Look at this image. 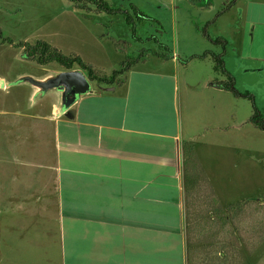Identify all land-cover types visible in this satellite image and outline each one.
I'll return each mask as SVG.
<instances>
[{"label":"crops","instance_id":"crops-1","mask_svg":"<svg viewBox=\"0 0 264 264\" xmlns=\"http://www.w3.org/2000/svg\"><path fill=\"white\" fill-rule=\"evenodd\" d=\"M116 1L123 8L135 5L159 22L157 28L166 31L171 26L173 37L164 44L170 51L157 45L140 51L123 82L98 84L59 117L14 114L21 129H12V120L8 123L13 139L23 132L29 137L22 139L24 152H19L21 143L10 147V173L17 183L1 179L0 197L10 200L15 215L36 218L32 224L42 216L50 224L56 222L46 229V243L51 247L57 242L58 264H226L227 217L222 224L221 205L209 203L198 177H188L186 153L208 148L210 159L205 161L217 164L226 158L223 111L238 98L223 87L227 77L213 75L217 70L210 58L223 54L228 68L234 53L241 56L246 33L252 41L256 35L264 38V0ZM97 17L87 27L94 51L76 46L77 55L110 69L116 54L105 41L118 38L117 17ZM219 38L227 42L224 53L214 42ZM193 57L209 59L213 67L205 66L204 79L186 77L189 92L183 98L180 65L190 66ZM227 71L236 79L233 69ZM208 111L221 126L215 127L214 138L207 135L214 121L201 128ZM22 120L29 124L22 125ZM46 127L53 128V151ZM7 168H1L0 178ZM26 180L36 193L13 191L7 196L8 184L12 192L20 181L29 185ZM19 220L7 223L8 230L22 231L24 220Z\"/></svg>","mask_w":264,"mask_h":264},{"label":"rangeland","instance_id":"rangeland-1","mask_svg":"<svg viewBox=\"0 0 264 264\" xmlns=\"http://www.w3.org/2000/svg\"><path fill=\"white\" fill-rule=\"evenodd\" d=\"M118 3L116 0H110L113 7H119ZM125 7V9H129L130 5L126 4ZM97 16L100 15L89 14L75 8L67 0H0V40L10 39L13 42V44L0 43V82L9 85V88L5 91L0 88V170L8 167L4 169L3 178H0L3 183L7 180L11 185L15 181L17 183V180H13V175L10 173L12 167L10 147L12 144L19 145L21 143L23 146H19L23 148H20L19 152H24L27 146L26 143L22 142V139L29 137L27 132H23L20 134V138L13 139L12 129H21L13 121L15 119L14 114L20 116L31 113H34V115H49L53 113L52 105L56 96L52 92L45 93L43 96L35 95L34 89L27 84L18 83L17 77L29 75L40 78L47 74L66 71L64 67L57 64L39 66L36 61L27 58L21 44L33 46L38 41H44L66 56H79L77 55L76 46L82 45L88 53L89 51L92 52V50L94 51V42L87 33V27L93 25V20L98 19ZM103 16L106 19L111 17L107 14H103ZM112 17H117L114 31L117 35L115 36L118 38H112L110 44L105 41V45L111 47L112 51L115 50L116 56H113L115 63L112 67H109L110 69L104 68L103 65L98 67L103 76H112L114 71L121 69L122 64H119L120 61H124V65L128 62L137 61L140 51L149 52V49H154L156 45L160 47L150 37L158 36L161 44L170 43L173 37L171 26H167L168 30L165 31L163 28H157L156 24L150 21L137 23L134 28L136 37H134L133 27L126 23L123 16ZM83 22L84 25L81 24ZM193 32L196 34L195 31ZM246 34L247 37H245L241 56L234 53V64L231 60L227 67L235 71V88L241 93L252 95L254 102L248 98L237 97L238 99L230 102L228 108L223 111L224 118L222 117V119L225 120L222 121L221 129L226 131V134H222V138L226 135L225 139L228 143L226 158L217 164L210 163L205 161L210 159V156L207 155L208 148H201L196 151L197 154L194 155L193 163L192 161L188 162L191 165H188L187 169L189 178H199V186L202 185L209 203L216 202L223 208L221 213L222 222L226 220V217L228 220L234 216V222L237 223L239 220L240 227L244 226L247 229V234L251 237L250 227L253 223L257 225L261 218L264 219V206H261L262 201H264V125L261 126L252 122L254 103L262 114L264 122V38L256 35L254 41H252L249 33ZM115 42L127 43L129 47L126 50L120 49ZM53 44L59 45L61 50ZM222 53H224L223 50ZM210 59L215 66L214 59L212 57ZM189 60L190 66L186 62L180 65L181 94L183 98L189 92L184 84L186 77L189 75V77L194 76L197 79H204L206 74H204V68L207 66L213 67L209 59L205 61L193 57ZM223 60L225 65L226 60L224 58ZM228 68L225 66L226 70ZM213 75L220 78L226 77L220 71H217L216 74L213 72ZM97 86V82H91V90ZM100 86L106 87L107 85L102 84ZM229 98H232V96H229ZM234 114H236L235 118H233ZM211 115L215 116L214 112L208 111L207 117L201 119L202 123L205 124L201 126L202 129L214 121ZM11 120L14 122L12 129L8 125V123H12ZM21 123L24 126L29 124L27 120H22ZM213 125H215L213 128H207L209 130L207 135L211 138L217 136L214 133L215 127L220 126L219 122L216 123L215 121ZM40 130L41 132L44 131V129ZM46 130L50 131L49 140L51 142L48 146L53 151V128L46 127ZM17 140L20 141L17 142ZM233 149H236V151H233ZM6 161L8 163H5ZM33 180L34 176L31 177L29 182L32 183ZM29 182L26 180L29 185H23V181H20L19 187H15L12 192L11 187H9L10 184H8L7 196L11 197L13 191L19 194L22 193L25 196L27 194L28 196L33 195L36 192H34L35 189ZM9 201L0 197V264H58L55 261L56 259L54 260L57 253H60L57 242H53L51 247L50 243H46L50 237L46 229L52 226L55 227L56 222L50 224L48 219L42 216L37 219V223L32 224L31 221L36 220V218L15 215L8 205ZM257 201L258 204L261 203L260 206L258 205V211H251L243 216V210L239 206H253L252 204ZM235 207H237L236 210H231ZM2 208H4V212H2ZM19 218L24 220L20 222L24 229L20 232L8 230L7 223L16 221L15 224H17L20 221ZM238 224L233 225L234 228H231L238 229ZM56 238L60 244L61 239L58 233ZM240 244L239 262L241 264H264V241L257 245L253 252L248 250L245 243L240 241Z\"/></svg>","mask_w":264,"mask_h":264},{"label":"trees","instance_id":"trees-1","mask_svg":"<svg viewBox=\"0 0 264 264\" xmlns=\"http://www.w3.org/2000/svg\"><path fill=\"white\" fill-rule=\"evenodd\" d=\"M70 3H72L75 8L79 10H83L89 14L94 15H103L107 14L109 16H123L126 23L135 28V25L137 23H143L144 21H150L154 22L157 25H160L159 22H157L152 17L146 15L144 12H142L140 9H138L135 5H130L129 9H125L122 7H113L110 4V0H67ZM134 37L135 35V29H134ZM152 39L156 41V43L159 44L160 48L165 51H170V49L159 42L157 40V37L153 36ZM216 44H220L223 47V51L225 50L227 46L226 40L219 38L218 40L214 41ZM0 43H9L13 44L12 40L10 39H2L0 40ZM116 46L120 49L126 50L129 45L127 43L122 42H115ZM19 46V45H18ZM21 47H24L25 53L27 54V58L30 60L36 61L39 66H49L51 64H57L61 67H64L66 71H70L73 69H80L82 70L88 79L91 82H97L99 85L105 84L107 86H112L115 84H119L123 82L126 78L127 71L131 64L135 63L136 61L128 62L124 65V63L121 65V69L116 70L113 72L112 76H103L100 72L98 67L86 63L82 60L79 56H66L62 54L57 48L51 46L49 43L44 41H38L33 46H27L24 44H21ZM212 58L215 61V69L217 71L222 72L227 77V83L223 85L226 89H228L232 94H234L237 97H244L248 98L251 101L254 102V97L248 93H241L235 88V78L225 69L224 60H223V54L221 55H213ZM77 67V68H75ZM253 123H258L259 125H264V122L262 120V114L259 112L257 107L254 103V116L252 118ZM193 149L190 148L186 153V167L189 164V161H194V155H193ZM264 200V199H263ZM259 202H254L252 204L253 206L246 207L244 205L239 206L243 210V216L244 214L247 215L248 212H257L259 209L260 204ZM259 205V206H258ZM264 206V201H262L261 206ZM237 207L231 210H236ZM255 219V217H254ZM235 217H231L228 219V239H227V263L226 264H241L239 262L240 254L239 249L241 247L240 241L242 243H245L246 247L250 252L254 251V248L259 245L261 242L264 241V219L261 218V221L258 222L257 225L253 223L251 228V237L247 234V229L242 226L240 227V224H238L239 220L234 222ZM260 220V218H259ZM241 223V222H240ZM223 224V222H222ZM238 224V229H233V225L235 226ZM233 227V228H231ZM244 227V228H243ZM245 229V230H244ZM224 249V248H223ZM222 264H224V261L222 260Z\"/></svg>","mask_w":264,"mask_h":264},{"label":"water","instance_id":"water-1","mask_svg":"<svg viewBox=\"0 0 264 264\" xmlns=\"http://www.w3.org/2000/svg\"><path fill=\"white\" fill-rule=\"evenodd\" d=\"M19 82L33 87L35 95L38 96L52 91L62 93L66 102L60 103L58 107L53 109L52 114L54 117H59L77 99L91 91V81L82 70L58 72L40 79L24 75ZM0 85L4 86V83L0 82ZM8 86L6 85V87Z\"/></svg>","mask_w":264,"mask_h":264},{"label":"flooded vegetation","instance_id":"flooded-vegetation-1","mask_svg":"<svg viewBox=\"0 0 264 264\" xmlns=\"http://www.w3.org/2000/svg\"><path fill=\"white\" fill-rule=\"evenodd\" d=\"M49 75H53V74H47V75H45V76H42V77H40V78H44V77H47V76H49ZM24 76V75H23ZM35 78H39V77H35ZM39 78V79H40ZM31 87V86H30ZM33 88V87H32ZM34 89V88H33ZM34 92H35V89H34ZM52 93L53 94H55L56 96H55V99H54V103H53V105H52V108L54 109V108H56V107H58L59 106V104L60 103H63L64 101L66 102V99H63V94L62 93H58V92H56V91H52ZM57 93V94H56ZM44 95V94H43ZM42 95V96H43Z\"/></svg>","mask_w":264,"mask_h":264}]
</instances>
